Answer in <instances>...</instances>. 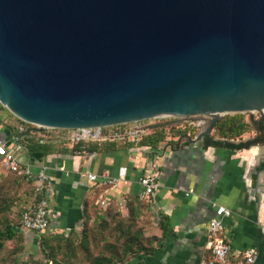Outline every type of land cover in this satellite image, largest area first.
I'll return each mask as SVG.
<instances>
[{
    "label": "water",
    "instance_id": "95a60500",
    "mask_svg": "<svg viewBox=\"0 0 264 264\" xmlns=\"http://www.w3.org/2000/svg\"><path fill=\"white\" fill-rule=\"evenodd\" d=\"M0 103L64 129L208 116L196 143L264 116V0H0Z\"/></svg>",
    "mask_w": 264,
    "mask_h": 264
},
{
    "label": "crops",
    "instance_id": "0c3cea01",
    "mask_svg": "<svg viewBox=\"0 0 264 264\" xmlns=\"http://www.w3.org/2000/svg\"><path fill=\"white\" fill-rule=\"evenodd\" d=\"M252 127L255 135L250 138H244L248 131L244 139H215L240 143L264 135V125ZM170 144L165 140L157 146L122 141L101 146L92 143L95 151L80 155L63 141L61 151L42 161L33 162L23 155L35 172L43 167L52 179L49 198L53 219L49 229L69 233L82 228L86 201L96 204L104 192V176L118 177L125 167L126 179L111 190L113 202L139 195L143 190L141 176L157 173L160 186L150 200L143 201L146 212L154 214L155 223L166 216L171 230L143 264H202L210 254L209 224L219 205L233 211L225 220L231 256L238 257L255 247L259 250L257 264H264V144L235 149L225 144L206 145L205 137L196 143ZM89 173H96L98 180H90ZM29 236L34 243L38 241L36 232ZM141 259L139 256L123 264H138Z\"/></svg>",
    "mask_w": 264,
    "mask_h": 264
},
{
    "label": "trees",
    "instance_id": "16d2710c",
    "mask_svg": "<svg viewBox=\"0 0 264 264\" xmlns=\"http://www.w3.org/2000/svg\"><path fill=\"white\" fill-rule=\"evenodd\" d=\"M0 103V109H2ZM15 116V115H14ZM15 118L18 119L16 116ZM1 123V122H0ZM250 126L247 118L242 113L227 115L219 119L213 127V134L205 137L206 145H227L231 148H248L254 141H242L240 143L223 142L215 139L219 136L227 139L242 138L248 132ZM10 131L15 136H20L17 127L12 123H1L0 134ZM179 139L170 145L177 146L187 144L190 139L184 130L178 131ZM192 138L195 137L193 133ZM165 140L163 129H157L153 134L147 136L142 144L157 146ZM17 143V141H14ZM24 155L30 161H42L44 158L55 152L61 151L58 145L52 140L41 142L37 134L26 136L22 139ZM76 149L79 146L75 147ZM75 148L72 150L75 152ZM96 147H89L90 151H95ZM2 183H0V250L8 249V253L0 260L8 262L12 259V264H123L132 258L142 256L138 264H143L145 260L152 257L158 250L157 243L171 233L168 218L162 216L161 221L150 227H144L141 223L144 216L146 203L140 199L139 195H130L128 198L129 215L121 213L116 203L103 209L95 202L86 201L84 207V221L81 230L73 229L69 233L55 232L51 229L38 231L40 251L46 263L34 260L35 253L30 254V259L21 261V252L26 250L24 239L26 232L23 230V212L36 202L38 195L31 183L27 182L24 176L16 171L9 170L4 175L0 173ZM26 183L33 189L32 202L27 206H20L18 212L13 211L15 198L11 195V190L7 186L17 187ZM15 215L20 219L16 221ZM14 216V217H13ZM35 233V232H34ZM13 242L14 246L8 248L7 243ZM8 264V263H7Z\"/></svg>",
    "mask_w": 264,
    "mask_h": 264
},
{
    "label": "built area",
    "instance_id": "2783aa9c",
    "mask_svg": "<svg viewBox=\"0 0 264 264\" xmlns=\"http://www.w3.org/2000/svg\"><path fill=\"white\" fill-rule=\"evenodd\" d=\"M256 113L260 114L258 111L247 114L254 115ZM197 117L163 115L117 125L83 126L72 129L41 127L17 117L20 120H17L16 127L20 133L30 129L32 134H37L41 142L59 138L71 148L79 146V148H75V153L81 155L92 153L89 150L92 143L101 146L108 142L122 141L126 144L137 145L157 129H163L167 145L178 139L177 132L181 130L187 131L188 138H192L193 133L196 137L209 121L208 116ZM5 123L8 122L5 121ZM38 128L42 129L39 130ZM23 149L24 146L22 142H19L18 136L11 132L8 133V131L0 134V165L24 176L26 181L32 184L38 195L36 202L23 212L22 228L25 232L45 231L50 228L53 219L49 198L52 179L43 167L38 172L34 171L33 165L24 160ZM88 177L92 181H97L99 178L96 173H89ZM125 179V167L121 169L118 177L104 176V192L96 204L103 209L109 208L113 203L112 188ZM140 183L143 190L139 193V197L148 201L155 195L160 186L159 175L157 173L144 174L140 178ZM117 208L124 215H129L128 199L124 198L118 201ZM232 214V209L224 205H219L216 208L209 224L210 254L202 264H257L259 250L255 247L246 249L238 257L231 256L232 245L225 235V220Z\"/></svg>",
    "mask_w": 264,
    "mask_h": 264
},
{
    "label": "rangeland",
    "instance_id": "374dc122",
    "mask_svg": "<svg viewBox=\"0 0 264 264\" xmlns=\"http://www.w3.org/2000/svg\"><path fill=\"white\" fill-rule=\"evenodd\" d=\"M3 107V106H2ZM236 113H229V114H224L221 118H225L227 115H234ZM242 116L244 118H247V121L249 122L250 126L248 127V131H250V134H247V136H245L244 138H250V137H253L255 135V133L252 131V126L255 125V127L257 128H262L263 127V119L261 118V115L260 114H254V115H248L247 113H242ZM15 116L5 107H3L2 109H0V122L3 123V122H11L12 124H14L16 126V123H13L12 121L16 122L15 121ZM197 117V116H196ZM199 118V117H197ZM220 118V119H221ZM0 123V124H1ZM187 132V131H186ZM244 136V135H243ZM257 137H262L264 138V135H260V136H256ZM243 137L242 138H237L235 140H238V139H244ZM252 139H255L252 138ZM251 140V139H250ZM54 141V140H53ZM56 145H58L59 147L63 146L62 143L63 141H61V139H57L55 140L54 142ZM255 145H258V144H264V141L263 139H260L259 142H255L254 143ZM23 154H24V149L22 150ZM8 172V169L1 166L0 165V173H4V175ZM0 183H2V180L0 178ZM9 187V189L11 190V195H13V197L15 198V204L13 205V211L15 212H18L19 209H20V206L24 207V206H27L29 205L31 202H32V199H33V189L30 185H27L26 183H22L20 185H18L17 187H11V186H7V188ZM98 206V205H97ZM147 204L144 208L145 212H144V216H143V220H142V225L144 227H150V226H155L157 225L154 221V219H152V215H154L153 213H150V212H146L147 210ZM14 217V216H13ZM16 219V221H18L20 219L19 216L15 215L14 217ZM78 230H81L78 229ZM29 233L31 232H26V237L24 239V245L26 247V250H24L23 252H21V261H27L30 259V254L31 253H35V256H34V260H36L37 262H43V263H46L42 253H38V251H40V245H39V240L34 243L29 237ZM7 247L8 248H11L14 246V243L13 242H9L7 243ZM6 253H8V249H5V250H0V259L6 255ZM12 258V257H11ZM9 258L8 259V264H12V259ZM30 264H34V262L32 260H30ZM6 262H3L0 260V264H7Z\"/></svg>",
    "mask_w": 264,
    "mask_h": 264
},
{
    "label": "flooded vegetation",
    "instance_id": "af4514ba",
    "mask_svg": "<svg viewBox=\"0 0 264 264\" xmlns=\"http://www.w3.org/2000/svg\"><path fill=\"white\" fill-rule=\"evenodd\" d=\"M261 118L264 119V116H261ZM260 139H263V140H264V138H262V137H257V138H255V139H251V140L254 141V143H255L256 141L259 142ZM252 145H254V144H252ZM252 145H251V146H252Z\"/></svg>",
    "mask_w": 264,
    "mask_h": 264
}]
</instances>
